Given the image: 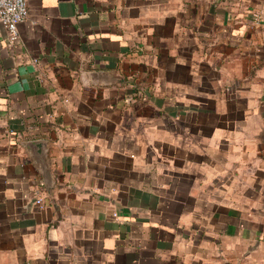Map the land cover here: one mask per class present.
I'll return each instance as SVG.
<instances>
[{"label": "crops", "instance_id": "crops-1", "mask_svg": "<svg viewBox=\"0 0 264 264\" xmlns=\"http://www.w3.org/2000/svg\"><path fill=\"white\" fill-rule=\"evenodd\" d=\"M0 264H264V0L0 20Z\"/></svg>", "mask_w": 264, "mask_h": 264}, {"label": "built area", "instance_id": "built-area-1", "mask_svg": "<svg viewBox=\"0 0 264 264\" xmlns=\"http://www.w3.org/2000/svg\"><path fill=\"white\" fill-rule=\"evenodd\" d=\"M29 16V0H0V20L7 27L11 40L18 37V25Z\"/></svg>", "mask_w": 264, "mask_h": 264}]
</instances>
